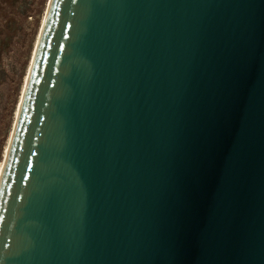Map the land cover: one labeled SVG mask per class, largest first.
<instances>
[{"label": "water", "instance_id": "water-1", "mask_svg": "<svg viewBox=\"0 0 264 264\" xmlns=\"http://www.w3.org/2000/svg\"><path fill=\"white\" fill-rule=\"evenodd\" d=\"M0 176V264H264V0H49Z\"/></svg>", "mask_w": 264, "mask_h": 264}, {"label": "rangeland", "instance_id": "rangeland-1", "mask_svg": "<svg viewBox=\"0 0 264 264\" xmlns=\"http://www.w3.org/2000/svg\"><path fill=\"white\" fill-rule=\"evenodd\" d=\"M48 0H0V166Z\"/></svg>", "mask_w": 264, "mask_h": 264}, {"label": "bare ground", "instance_id": "bare-ground-1", "mask_svg": "<svg viewBox=\"0 0 264 264\" xmlns=\"http://www.w3.org/2000/svg\"><path fill=\"white\" fill-rule=\"evenodd\" d=\"M48 3H49V0H48ZM43 20H44V17H43ZM42 23H43V21H42ZM41 27H42V24H41ZM40 31H41V29H40ZM40 31H39L38 36H37V40H36V43H35V48H36V45H37V42H38V39H39ZM35 48H34V51H33L32 58H33V56H34ZM32 58H31V61H32ZM31 61H30L29 67H28L27 74H26V76H25V81H24V85H23V88H22L21 97H22V95H23L24 88H25V84H26V81H27V78H28V75H29V71H30V68H31V63H32ZM21 97H20V100H19V103H18V106H17L16 115H17V113H18V108H19V105H20ZM16 115H15V118H16ZM14 122H15V121H14ZM12 130H13V129H12ZM8 143H9V142H8ZM7 148H8V145L6 146V149H5V155H6V152H7ZM4 158H5V156H4ZM3 163H4V161H3ZM3 163H2L1 166H0V176H1L2 168H3Z\"/></svg>", "mask_w": 264, "mask_h": 264}]
</instances>
